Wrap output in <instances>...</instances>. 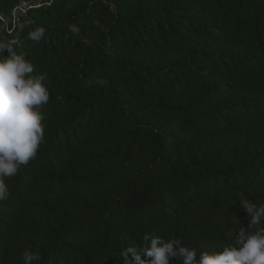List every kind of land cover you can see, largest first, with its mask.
Wrapping results in <instances>:
<instances>
[{
	"label": "trees",
	"instance_id": "trees-1",
	"mask_svg": "<svg viewBox=\"0 0 264 264\" xmlns=\"http://www.w3.org/2000/svg\"><path fill=\"white\" fill-rule=\"evenodd\" d=\"M37 1L0 0V39L50 93L45 143L6 180L0 264L143 260L145 233L199 256L247 230L240 202L264 205V0Z\"/></svg>",
	"mask_w": 264,
	"mask_h": 264
},
{
	"label": "clouds",
	"instance_id": "clouds-1",
	"mask_svg": "<svg viewBox=\"0 0 264 264\" xmlns=\"http://www.w3.org/2000/svg\"><path fill=\"white\" fill-rule=\"evenodd\" d=\"M45 34L43 27L36 26L27 35L29 40L39 43ZM33 73L34 65L25 54H18L0 39V201L10 195L7 178L16 176L34 160L46 140L41 109L50 100L48 78ZM240 204L250 217L248 228L240 225L237 232L230 233L232 242L221 250L203 251L197 256L196 248L186 246L178 238L165 240L145 233L142 241L147 246L142 252L146 259L140 258L135 247L128 246L122 252L124 264H129V254L137 264H171L172 258L181 264H264V205L246 199ZM21 259L23 264H39L43 257L39 250H25Z\"/></svg>",
	"mask_w": 264,
	"mask_h": 264
},
{
	"label": "water",
	"instance_id": "water-1",
	"mask_svg": "<svg viewBox=\"0 0 264 264\" xmlns=\"http://www.w3.org/2000/svg\"><path fill=\"white\" fill-rule=\"evenodd\" d=\"M39 1H41V0H38L37 2H39ZM37 2H32V3H30V4H24V5H23V6L17 11V16H19L20 11H21L22 9H25L27 6L34 5V4H36Z\"/></svg>",
	"mask_w": 264,
	"mask_h": 264
},
{
	"label": "rangeland",
	"instance_id": "rangeland-1",
	"mask_svg": "<svg viewBox=\"0 0 264 264\" xmlns=\"http://www.w3.org/2000/svg\"><path fill=\"white\" fill-rule=\"evenodd\" d=\"M21 11H23V9ZM16 15H17V13H16ZM5 28H6V26L3 24V27L1 28L2 29V32H6V34H8V31H5Z\"/></svg>",
	"mask_w": 264,
	"mask_h": 264
}]
</instances>
